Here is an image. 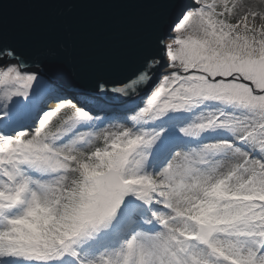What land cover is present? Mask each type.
<instances>
[{
	"label": "snow or ice",
	"instance_id": "obj_1",
	"mask_svg": "<svg viewBox=\"0 0 264 264\" xmlns=\"http://www.w3.org/2000/svg\"><path fill=\"white\" fill-rule=\"evenodd\" d=\"M35 3L0 23V264H264V0ZM99 6L143 13L133 57Z\"/></svg>",
	"mask_w": 264,
	"mask_h": 264
},
{
	"label": "water",
	"instance_id": "obj_2",
	"mask_svg": "<svg viewBox=\"0 0 264 264\" xmlns=\"http://www.w3.org/2000/svg\"><path fill=\"white\" fill-rule=\"evenodd\" d=\"M99 2L104 4L108 0ZM142 15L140 10L99 6L82 9L78 23L88 43L101 57L123 60L134 56V41L127 26ZM44 17L35 0H5L0 23L10 33H16L34 28Z\"/></svg>",
	"mask_w": 264,
	"mask_h": 264
},
{
	"label": "rangeland",
	"instance_id": "obj_3",
	"mask_svg": "<svg viewBox=\"0 0 264 264\" xmlns=\"http://www.w3.org/2000/svg\"><path fill=\"white\" fill-rule=\"evenodd\" d=\"M250 2H253V3H259L260 0H250Z\"/></svg>",
	"mask_w": 264,
	"mask_h": 264
}]
</instances>
